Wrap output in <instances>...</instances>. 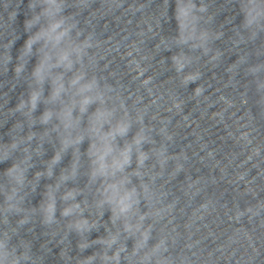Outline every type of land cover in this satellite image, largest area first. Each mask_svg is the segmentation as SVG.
I'll use <instances>...</instances> for the list:
<instances>
[{"label":"clouds","instance_id":"obj_1","mask_svg":"<svg viewBox=\"0 0 264 264\" xmlns=\"http://www.w3.org/2000/svg\"><path fill=\"white\" fill-rule=\"evenodd\" d=\"M43 3V10L26 21L28 29L36 25L39 28L25 41L20 57L23 59L34 56L36 63L31 69L32 87L28 97L17 105V110L23 111L26 108L25 114L31 118L42 105L43 111L38 122L45 126L44 136L51 138L50 133L55 134L57 148L47 162L46 169L37 172L31 182L27 157L19 163L12 162L5 169L3 176L6 183L0 184V195L5 198L3 210L6 213L20 212L22 190L26 186H34L42 176L51 179L56 175L55 169L70 155L69 164L60 167L55 183L49 184L45 189L41 211L44 222L52 223L56 217L57 193L62 186L78 178L82 163L86 159L88 179L101 185L97 207L107 206L111 213V222L114 225L120 222L122 228L98 238L95 243L100 246V250L83 257L78 264H122V254L129 261L135 258L136 264H174L172 258L165 255L167 245L164 238L149 244L153 225L144 224L145 219L150 216L160 218L163 210L140 212L138 204L141 194L151 202V192L145 184H141L139 190L132 186V177L142 175L140 169L149 158L142 148L148 137L142 128L132 134L131 121L126 116L117 117L111 108L105 106L98 81L94 77L89 78L86 72L77 68L89 45L87 42L79 45L70 42L72 26L66 25L63 18H57L62 11V4L58 0H43ZM262 15L264 2L251 0L250 11L246 14L247 25L251 26ZM42 17L45 23H41ZM35 44L40 46L33 53ZM175 63L177 71H181L184 63L179 58H175ZM24 67L23 63L20 64L16 69L17 73L23 71ZM195 79V75L188 76L185 82ZM31 138L30 135L29 139ZM85 144L87 148L84 147ZM10 147L15 149L17 143L13 142ZM134 155L136 169L129 172ZM160 156L163 163V152ZM8 159L9 148H4L0 161L7 163ZM80 194L79 189L67 188L60 195V202L65 204L62 209L65 218L80 217L71 220L68 226L83 235L91 232L95 222L90 223L83 217L84 209L76 202ZM122 232L127 239L134 242L131 253L128 252L126 243L121 240ZM91 246L89 242H83L79 248L84 251ZM10 255L6 242L0 240V264H18Z\"/></svg>","mask_w":264,"mask_h":264}]
</instances>
